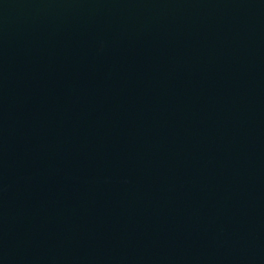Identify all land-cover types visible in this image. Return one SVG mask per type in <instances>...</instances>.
Wrapping results in <instances>:
<instances>
[{
  "label": "water",
  "instance_id": "1",
  "mask_svg": "<svg viewBox=\"0 0 264 264\" xmlns=\"http://www.w3.org/2000/svg\"><path fill=\"white\" fill-rule=\"evenodd\" d=\"M0 264H264V0H0Z\"/></svg>",
  "mask_w": 264,
  "mask_h": 264
}]
</instances>
